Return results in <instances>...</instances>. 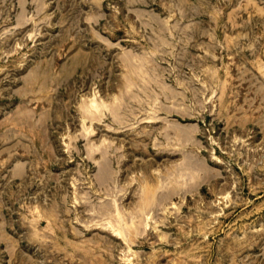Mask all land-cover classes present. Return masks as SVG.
Here are the masks:
<instances>
[{"label":"rangeland","instance_id":"374dc122","mask_svg":"<svg viewBox=\"0 0 264 264\" xmlns=\"http://www.w3.org/2000/svg\"><path fill=\"white\" fill-rule=\"evenodd\" d=\"M134 1L0 0V264H264V0ZM131 52L156 55L150 65L186 105L192 88L197 102L211 95L208 72L218 79L204 109L167 116L198 129L211 175L153 208L127 245L95 206L115 200L129 212L135 180L158 174L164 156L146 152L156 154L134 100L124 109L136 114L126 115L130 129L111 131L118 124L104 116L85 122L89 141L80 107L95 93L118 95ZM102 139L116 147L113 200L87 157Z\"/></svg>","mask_w":264,"mask_h":264},{"label":"bare ground","instance_id":"6f19581e","mask_svg":"<svg viewBox=\"0 0 264 264\" xmlns=\"http://www.w3.org/2000/svg\"><path fill=\"white\" fill-rule=\"evenodd\" d=\"M100 2H101V0H100ZM98 7H100V5ZM195 10H196V8H195ZM165 24H167V23H165ZM166 26H163L162 28L165 29ZM186 27L187 26H185V28ZM168 30H169V28H166V30H164V31H168ZM183 30L184 29H182V31ZM182 31H180V32H182ZM170 34H172V33H170ZM101 38L102 37H100V39ZM161 39H162V36H161ZM156 40L157 39H155V41ZM164 41H166V40L164 39ZM157 42H158V40H157ZM165 43H167L169 46V43L167 41L163 42L162 44L164 45ZM159 44L162 45L161 42ZM167 44H165L164 46L168 47ZM154 45L156 46L157 43ZM173 46H172V48H173ZM165 50H166V48H165ZM126 53L123 57L126 56ZM135 54H132V52H131V55H127V57L125 59H122L123 64H124V69L126 68L125 72H127V77H124L123 83L121 84L120 89L118 88L119 89L118 95H113L110 100H106V99L102 98L101 96H98L97 93H95L92 98H90V99L88 98V100H85L80 107L81 113H82V118H83V125L82 126H83V131H84L82 138H86L89 141V138L95 133V131H94V129L91 130V127H92L91 125H90L91 127L90 126L87 127V125H85V122L96 123L97 121H99L101 123V121L103 122L102 118H104V116H106V117L108 116L112 122L118 124V127L109 125L108 128L111 131L119 133V132H122L124 130L130 129L131 127H129V128H128V126L126 127V125L128 123L126 125H124V124L126 123V121H128V118L126 115H131V114L134 115L133 114L134 111H131L130 112L131 114L129 112H127L129 114L125 113L127 111V109H125V105H126V103H128L127 102V101H129L128 99H130V102H131V100H134L135 102H137L140 105V106L138 105L139 107L137 109L140 108L142 110L141 112H145V114H146L144 116L145 118L142 117L144 119H141V120H140V118H137L136 114H135L134 115L136 117L135 119H137V122L139 124H140V122H142L141 124H145V125H147V127L150 128L149 131H143L142 137L144 139H152V146H153L152 149L156 152V154H153V151H151L147 146L144 145L146 152H148L149 154H152L154 157H159L158 155L164 156V160H163V164H164L163 166L164 167H163V169L161 171L160 170L155 171L158 174H154V170L150 171L149 169H147L146 173L143 174L140 179L135 180V182L139 183L138 184L139 185V191L137 193V202H136L135 206L129 212H126L122 208L123 206L119 205L120 203L113 200L115 197L114 191H116L115 187L113 185L111 186V188H109L110 186H107L108 183L109 184H111V183L116 184L115 183V180H116L115 177H116L117 172H115L116 171L115 169L113 170V166H112V161L114 160L115 156H114V154L113 155L111 154V151H114L116 153V151L114 150L116 147L114 148L112 143L109 142L108 140L102 139V141H100L99 144L95 143L94 145H92L93 143H91V144H88L89 145L88 149L86 148L88 150L87 157L89 159H91L93 161V164L95 166H97V168H98L99 175H100L99 178L101 179L100 184H103L100 186L104 187V185H105V187H106V192L104 191L106 194L105 198L107 196H109V197L112 196V200H113L112 201L113 203H110V202L109 203H102L100 205L98 204V207H97V205L95 206L96 208L99 209L100 214L107 216V217H105V218H107V222L105 223V226L103 223H99V224H102L106 228L105 230H109L111 232V234H113V236L120 237L127 245L130 242H132L131 240L133 239L134 236H137L138 234H142L144 230L148 229V226H149L148 221L153 218V217L151 218V215H152L151 210H153V208L157 207L159 209V207L161 205H164L163 203L165 201H167L168 199H171L175 196H184L185 194H189L192 190H194L199 185V183L204 178L210 176L211 171H210L207 164L209 162H212V160H210V161H204L203 160L202 161L199 159V155L201 152L198 151L199 149L197 150V144L196 143H198V142H196V136L198 135V129H196L195 126L188 125L189 127H187V126L185 127V125H184L182 127V125L180 126V124L176 123L175 121L174 122L168 121V118H167V116H169L170 113L179 114L182 118L188 117V116H194V113H195L194 112V110H195V107H194L195 104L194 103H196L198 100L197 93L194 91L195 89L192 88L193 90L190 89V91H189L190 95H191V99L194 101V103H191L190 105L184 104L185 98H186V96L184 94L185 92L183 94L182 93L178 94V92H176V90L174 91V89H172L171 87H169L165 83L166 80L165 81L163 80L164 79L163 76H161L162 78L159 77L161 74L159 75L157 73L156 68L153 65H150V64H153V61L155 59L157 61V57L154 59V57L156 56L154 54H156V53H154V54L152 53V55H154V57L151 55H150L151 57L150 56L148 57V55H146V54H145V56L142 54L144 57H141L142 55H135ZM209 54H211V53H209ZM159 56H160V54H159ZM212 57H215V56H212ZM205 70H207V69H205ZM207 77H208L207 86L204 85L205 82L201 85H203V87L205 86L206 90H210L211 95L209 94V96H208L209 98L207 96L205 97V99L203 98V100H205V102L204 101L197 102V104H199V106L202 108H203L204 103H206V104L208 102L211 103L210 99L211 98L213 99V95L216 94V93H213V92H215L214 90L209 88V85H212V83L214 81H216L217 74H215L214 71L213 72L211 71V72H208ZM198 79H199V77H198ZM176 83H177V86L178 85L179 86L184 85V83H182V81H177ZM213 84L215 85V83H213ZM186 89H188V88L186 87ZM201 89H202V87H201ZM204 91H205V89H204ZM205 95H206V92H205ZM167 103H170V104L168 105ZM197 104H196V107H197ZM132 108L134 109V107H132ZM129 110H131V109H129ZM134 110H136V109H134ZM138 111H140V110H138ZM162 113H165L166 118L161 116ZM129 119H131V118H129ZM158 124H161V125L157 128L156 125H158ZM191 126H193V127H191ZM198 152H199V154H198ZM176 155H179L180 159L174 158ZM96 156H98V158H96ZM213 158H214L215 162L216 161L220 162V159H218L214 156H213ZM119 160L121 161V159H119ZM152 163H148V164L151 165ZM149 165H147V167H149ZM119 170H120V168H119ZM119 172L120 171H118V173ZM116 178H118V176ZM131 179H135V178L132 177ZM133 183H134V181H133ZM109 199H111V198H109ZM85 200H87V199H85ZM84 203H85V201H84ZM89 203H87V205ZM171 204L173 205V208H177V206L175 204H173V202ZM171 204H169V205H171ZM89 205H92V204L90 203ZM92 206H91V208L93 209ZM161 208H164V207H161ZM90 211H92V210H90ZM93 213H94V209H93ZM39 215H40V213H39ZM99 226L101 227V225H99ZM93 227H95V226L93 225ZM104 227L102 229H104ZM144 232H146V231H144Z\"/></svg>","mask_w":264,"mask_h":264}]
</instances>
